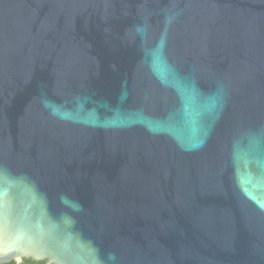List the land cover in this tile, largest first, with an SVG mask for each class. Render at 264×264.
I'll return each instance as SVG.
<instances>
[{
    "label": "water",
    "instance_id": "1",
    "mask_svg": "<svg viewBox=\"0 0 264 264\" xmlns=\"http://www.w3.org/2000/svg\"><path fill=\"white\" fill-rule=\"evenodd\" d=\"M264 264V0H0V264Z\"/></svg>",
    "mask_w": 264,
    "mask_h": 264
},
{
    "label": "trees",
    "instance_id": "2",
    "mask_svg": "<svg viewBox=\"0 0 264 264\" xmlns=\"http://www.w3.org/2000/svg\"><path fill=\"white\" fill-rule=\"evenodd\" d=\"M10 264H48V262H35L33 260H23L20 263L13 262V263H10Z\"/></svg>",
    "mask_w": 264,
    "mask_h": 264
}]
</instances>
